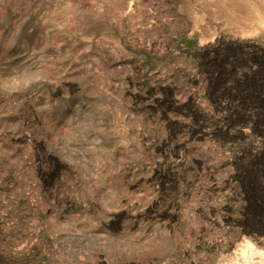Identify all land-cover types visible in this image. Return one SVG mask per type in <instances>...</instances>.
<instances>
[{"label":"rangeland","instance_id":"obj_1","mask_svg":"<svg viewBox=\"0 0 264 264\" xmlns=\"http://www.w3.org/2000/svg\"><path fill=\"white\" fill-rule=\"evenodd\" d=\"M0 264H264V0H0Z\"/></svg>","mask_w":264,"mask_h":264},{"label":"bare ground","instance_id":"obj_2","mask_svg":"<svg viewBox=\"0 0 264 264\" xmlns=\"http://www.w3.org/2000/svg\"><path fill=\"white\" fill-rule=\"evenodd\" d=\"M245 257L248 258V256H246V255L244 256V261L246 260ZM245 262H246V261H245Z\"/></svg>","mask_w":264,"mask_h":264}]
</instances>
